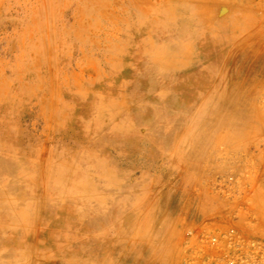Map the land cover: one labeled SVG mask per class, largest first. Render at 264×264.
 Segmentation results:
<instances>
[{"label":"rangeland","instance_id":"374dc122","mask_svg":"<svg viewBox=\"0 0 264 264\" xmlns=\"http://www.w3.org/2000/svg\"><path fill=\"white\" fill-rule=\"evenodd\" d=\"M245 224L264 0H0V264H205Z\"/></svg>","mask_w":264,"mask_h":264},{"label":"built area","instance_id":"2783aa9c","mask_svg":"<svg viewBox=\"0 0 264 264\" xmlns=\"http://www.w3.org/2000/svg\"><path fill=\"white\" fill-rule=\"evenodd\" d=\"M245 225L198 237L205 264H264V236L248 233Z\"/></svg>","mask_w":264,"mask_h":264},{"label":"bare ground","instance_id":"6f19581e","mask_svg":"<svg viewBox=\"0 0 264 264\" xmlns=\"http://www.w3.org/2000/svg\"><path fill=\"white\" fill-rule=\"evenodd\" d=\"M207 104V102H205V105ZM225 106H219V109H223ZM203 110H204V106H203V108H202ZM195 116H199L198 114L197 115H194V117ZM229 116V115H228ZM231 117V116H230ZM234 118V117H233ZM233 118H226V119H220L216 124H215V128L216 127H220V128H224V127H229L230 125L232 126V124H234V123H236V120L235 119H233ZM195 119V118H194ZM197 119H199V118H197ZM192 121V120H191ZM193 122V121H192ZM208 121L207 120H204L203 121V125H208ZM210 124V123H209ZM191 125H192V123H191ZM194 125V124H193ZM234 126V125H233ZM244 124H242V125H240V126H238L237 127V130H239V128H240V130L242 131L243 129H244ZM193 128V127H192ZM183 139V138H182ZM204 141H206V140H203V142ZM183 145V144H182ZM210 151V150H209ZM14 188V187H13ZM22 193V192H21ZM16 195V194H15ZM87 201V200H86ZM86 205V204H85ZM92 222V221H91Z\"/></svg>","mask_w":264,"mask_h":264}]
</instances>
